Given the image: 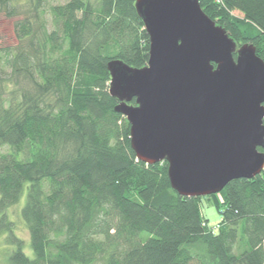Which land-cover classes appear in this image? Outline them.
Listing matches in <instances>:
<instances>
[{
	"label": "trees",
	"instance_id": "trees-1",
	"mask_svg": "<svg viewBox=\"0 0 264 264\" xmlns=\"http://www.w3.org/2000/svg\"><path fill=\"white\" fill-rule=\"evenodd\" d=\"M198 2L264 61V0ZM134 4L0 0V12L17 16L16 43L0 47L6 264H264V168L208 195L220 213L212 228L201 196L171 187L167 161L145 163L130 145L107 63L148 61L149 36ZM24 190L19 217L31 256L7 212Z\"/></svg>",
	"mask_w": 264,
	"mask_h": 264
},
{
	"label": "water",
	"instance_id": "water-1",
	"mask_svg": "<svg viewBox=\"0 0 264 264\" xmlns=\"http://www.w3.org/2000/svg\"><path fill=\"white\" fill-rule=\"evenodd\" d=\"M148 61L107 63L108 92L130 124L137 158L167 161L180 195L219 192L264 168V61L239 46L198 0H135ZM235 53V57H234ZM134 98L135 103H130Z\"/></svg>",
	"mask_w": 264,
	"mask_h": 264
},
{
	"label": "rangeland",
	"instance_id": "rangeland-1",
	"mask_svg": "<svg viewBox=\"0 0 264 264\" xmlns=\"http://www.w3.org/2000/svg\"><path fill=\"white\" fill-rule=\"evenodd\" d=\"M67 0H46V6L55 3H64ZM95 2V0H91ZM17 16L8 17L3 12H0V47L16 43V38L14 36L12 22ZM47 20L49 21V16L47 15ZM50 27V25H49ZM9 148L5 145L0 147V152H5ZM25 201V190L21 195L20 199L16 204L7 209L10 219L14 221V232L25 242L24 251L31 256V250L28 245V231L25 224L19 217V210L23 206ZM200 212L203 218L207 219L209 227H215V225L220 221L219 209L216 207L212 197L208 195L201 196L199 202ZM144 235H147L143 232ZM5 234L0 235V264H6V257L9 253V246L5 242Z\"/></svg>",
	"mask_w": 264,
	"mask_h": 264
}]
</instances>
